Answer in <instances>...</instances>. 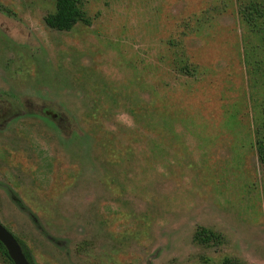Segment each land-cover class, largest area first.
I'll return each mask as SVG.
<instances>
[{
	"label": "rangeland",
	"instance_id": "obj_1",
	"mask_svg": "<svg viewBox=\"0 0 264 264\" xmlns=\"http://www.w3.org/2000/svg\"><path fill=\"white\" fill-rule=\"evenodd\" d=\"M81 1L66 31L55 0H0V223L34 264H264V48L236 0Z\"/></svg>",
	"mask_w": 264,
	"mask_h": 264
},
{
	"label": "trees",
	"instance_id": "obj_2",
	"mask_svg": "<svg viewBox=\"0 0 264 264\" xmlns=\"http://www.w3.org/2000/svg\"><path fill=\"white\" fill-rule=\"evenodd\" d=\"M236 12L241 23L246 30L257 37L259 41V50L264 48V0H236ZM45 22L52 28L57 30H70L76 23L81 22L84 24H90L91 18L87 15L83 8L81 0H55V9L45 17ZM254 48L251 53L255 52ZM245 60L249 61V56L246 54L248 47H245ZM257 62V60H254ZM180 70L184 74L191 75L194 72V68L190 65L184 64L180 67ZM254 133V147L256 150L257 158L262 167L264 168V111L263 114L253 128ZM264 190V186H263ZM14 235V234H13ZM15 236V235H14ZM20 244L24 255L27 260L34 264L28 249L24 243L15 236ZM194 241L202 244H220L222 241L221 235L206 227H199L196 229L193 235ZM0 255L7 264H14L7 254L6 248L0 242ZM224 264H237L229 258L223 260Z\"/></svg>",
	"mask_w": 264,
	"mask_h": 264
},
{
	"label": "water",
	"instance_id": "obj_3",
	"mask_svg": "<svg viewBox=\"0 0 264 264\" xmlns=\"http://www.w3.org/2000/svg\"><path fill=\"white\" fill-rule=\"evenodd\" d=\"M0 242L6 248L7 254L14 264H31L24 255L15 236L1 223Z\"/></svg>",
	"mask_w": 264,
	"mask_h": 264
},
{
	"label": "flooded vegetation",
	"instance_id": "obj_4",
	"mask_svg": "<svg viewBox=\"0 0 264 264\" xmlns=\"http://www.w3.org/2000/svg\"><path fill=\"white\" fill-rule=\"evenodd\" d=\"M47 25H48V24H47ZM0 99H3V98L0 97ZM0 104H2V103L0 102ZM43 115L46 116V117H48V118H50V119H55L56 116H57V113H55V112L52 111V110L49 111V109H45V110L43 111ZM12 234H13V233H12Z\"/></svg>",
	"mask_w": 264,
	"mask_h": 264
},
{
	"label": "clouds",
	"instance_id": "obj_5",
	"mask_svg": "<svg viewBox=\"0 0 264 264\" xmlns=\"http://www.w3.org/2000/svg\"><path fill=\"white\" fill-rule=\"evenodd\" d=\"M128 126H129V127H131V126H132V123H131V122H129V123H128Z\"/></svg>",
	"mask_w": 264,
	"mask_h": 264
}]
</instances>
